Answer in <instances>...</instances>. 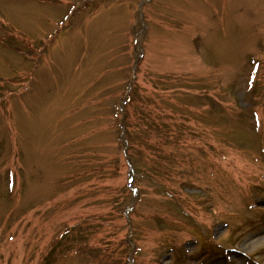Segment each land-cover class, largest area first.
<instances>
[{"label":"rangeland","instance_id":"1","mask_svg":"<svg viewBox=\"0 0 264 264\" xmlns=\"http://www.w3.org/2000/svg\"><path fill=\"white\" fill-rule=\"evenodd\" d=\"M261 233L264 0H0V264H264Z\"/></svg>","mask_w":264,"mask_h":264},{"label":"trees","instance_id":"2","mask_svg":"<svg viewBox=\"0 0 264 264\" xmlns=\"http://www.w3.org/2000/svg\"><path fill=\"white\" fill-rule=\"evenodd\" d=\"M214 105H216V104H214ZM124 113H125V115L122 118V121H123L122 125L123 126L125 125L124 127H126L127 124L126 123L124 124V121H125L127 110L124 109ZM139 115H140L141 119L146 120L147 111H145V110H143L141 112L139 111ZM143 120H141V121L144 122ZM173 126H175V125H173ZM187 127L188 126H185V125L179 126L176 129H180L181 132L179 135H177V134L175 135L174 132L176 129L172 130V127H170V125H168V124L165 125V129L162 130V132L165 134V138H164L165 140L163 142V145L161 147L160 146H158V147L154 146V149H153L155 156H157L156 158L159 157V160L157 161V163H163L165 161L166 162L168 161L169 163H173L172 161H175L176 156H180L177 149H179L181 147L182 148L181 150H184L185 145H189V141H190L189 140L190 135H188L189 129H187ZM153 128L156 132L159 131V124L156 121L153 124ZM144 144H145V142H144ZM167 148L170 151H168V150L166 151ZM174 156H175V158H174ZM162 166L163 165H159L158 167L161 168Z\"/></svg>","mask_w":264,"mask_h":264},{"label":"bare ground","instance_id":"3","mask_svg":"<svg viewBox=\"0 0 264 264\" xmlns=\"http://www.w3.org/2000/svg\"><path fill=\"white\" fill-rule=\"evenodd\" d=\"M264 244V233L249 237L245 240L244 246L257 247Z\"/></svg>","mask_w":264,"mask_h":264}]
</instances>
